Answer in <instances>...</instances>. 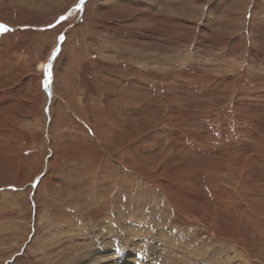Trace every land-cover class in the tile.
<instances>
[{
	"label": "rangeland",
	"instance_id": "374dc122",
	"mask_svg": "<svg viewBox=\"0 0 264 264\" xmlns=\"http://www.w3.org/2000/svg\"><path fill=\"white\" fill-rule=\"evenodd\" d=\"M0 25V264H264V0Z\"/></svg>",
	"mask_w": 264,
	"mask_h": 264
},
{
	"label": "snow or ice",
	"instance_id": "6c2138e0",
	"mask_svg": "<svg viewBox=\"0 0 264 264\" xmlns=\"http://www.w3.org/2000/svg\"><path fill=\"white\" fill-rule=\"evenodd\" d=\"M61 19H63V18H61ZM0 30H2V31H8L9 29L7 28V26L6 25H0ZM57 53H56V51L54 50V52H53V55L55 56ZM50 63H51V58H50ZM46 68L48 67V66H45ZM45 83H47V80L45 81Z\"/></svg>",
	"mask_w": 264,
	"mask_h": 264
},
{
	"label": "bare ground",
	"instance_id": "6f19581e",
	"mask_svg": "<svg viewBox=\"0 0 264 264\" xmlns=\"http://www.w3.org/2000/svg\"><path fill=\"white\" fill-rule=\"evenodd\" d=\"M44 64V63H43ZM43 64H42V62L39 64V66H40V68H43ZM99 129V128H98ZM97 129V130H98ZM98 133V132H97ZM105 138V137H104ZM106 139V138H105ZM102 140V139H101ZM103 263V262H102Z\"/></svg>",
	"mask_w": 264,
	"mask_h": 264
}]
</instances>
